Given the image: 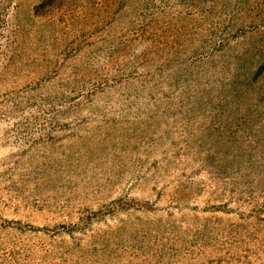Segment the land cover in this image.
Listing matches in <instances>:
<instances>
[{
	"label": "rangeland",
	"instance_id": "1",
	"mask_svg": "<svg viewBox=\"0 0 264 264\" xmlns=\"http://www.w3.org/2000/svg\"><path fill=\"white\" fill-rule=\"evenodd\" d=\"M0 264H264V0H0Z\"/></svg>",
	"mask_w": 264,
	"mask_h": 264
}]
</instances>
